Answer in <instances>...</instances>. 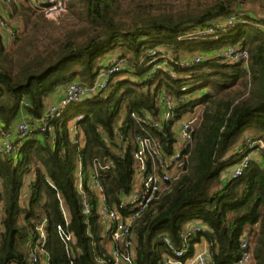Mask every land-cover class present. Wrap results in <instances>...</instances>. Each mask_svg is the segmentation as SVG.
Listing matches in <instances>:
<instances>
[{"label":"trees","instance_id":"trees-1","mask_svg":"<svg viewBox=\"0 0 264 264\" xmlns=\"http://www.w3.org/2000/svg\"><path fill=\"white\" fill-rule=\"evenodd\" d=\"M248 2L258 0H212L176 12L152 13L154 4L161 8V0H69V22L60 33L50 34L45 29L54 23H45L48 19L25 1H11L9 17L21 19L30 31L9 48L0 32L3 130L13 127L22 112L40 117L59 87L72 81L91 83L110 54L125 57L129 67L117 72L98 94L68 103L53 120V135L36 131L18 136L16 155L0 152V264H28L29 232L39 213L47 220L49 264H108L109 238L97 211V196L87 185L89 170L94 158L102 164L112 162L109 169H99L98 178L107 204L117 206L132 189V139L140 128L125 118L119 126L123 142L116 140L114 129L123 114L157 115L161 92L189 95V101L176 110L177 116L202 106L201 119L185 170L134 226L135 264H159L171 253L160 236L168 235L179 247L181 231L191 220L209 228L189 240L205 237L211 264H233L240 252L239 238L246 232L252 236L254 264H264V152L241 176L221 179V172L241 156L238 144L245 132L264 141V31L254 25L264 17L244 10ZM259 5L264 13V0ZM230 13L239 21L217 29L216 39L189 36L198 26ZM128 14L131 20L125 19ZM229 45L246 48V66L217 58L182 63L185 53L212 52ZM80 114L81 146L73 142L70 130ZM165 130L170 134L169 127ZM77 155L85 172L88 213L76 186ZM30 172L34 178L23 197V177ZM58 225L73 236V258ZM191 254L189 249L187 255Z\"/></svg>","mask_w":264,"mask_h":264},{"label":"built area","instance_id":"built-area-1","mask_svg":"<svg viewBox=\"0 0 264 264\" xmlns=\"http://www.w3.org/2000/svg\"><path fill=\"white\" fill-rule=\"evenodd\" d=\"M11 1L0 0V32L3 34L5 47L13 46L19 37V29L16 24L11 23L9 9ZM35 12L41 14L48 20H56L68 10L69 0H23ZM239 21L238 16L230 13L227 16L219 17L208 25H200L189 36H214L217 29H224L233 26ZM254 25L264 31V20L254 22ZM164 52V51H161ZM156 52L153 51L152 55ZM162 56H165L164 54ZM155 57L153 61L157 60ZM217 58L220 62L237 63L242 62L247 65L248 51L241 45H229L219 50L204 53H195L184 58L182 63L198 62L204 59ZM162 66L158 64L157 67ZM125 57L117 54L108 57L98 70L91 83H80L72 81L62 87L60 98L47 104L40 117H24L13 127L15 136H25L32 132L53 135V120L59 118L65 106L70 102H79L90 98L104 90L111 78L120 70L127 69ZM190 99L189 95L172 97L166 92H161L158 97L159 113L153 115L150 112L137 114L130 112L122 115L119 123L114 129V135L118 142L124 139L120 133L119 126L129 117L140 128L132 139L133 142V174L132 189L128 194H124L117 206L110 207L103 192V186L98 178L99 169H109L112 166L110 160L104 164L98 158H94L93 166L89 170L87 185L97 196V211L101 217L103 231L109 238L110 249L107 255L110 257L108 264H135V241L133 240V229L137 221L156 202L163 192L170 189L171 184L178 179L185 170L188 163L189 148L191 147L193 134L199 125L201 111L194 110L186 114L177 116L176 110ZM27 105L26 101H23ZM189 114L188 118H183ZM81 114L77 116L70 130L73 142L77 145L84 144V133L77 122L81 119ZM169 127L170 134L165 130ZM12 128L3 130L0 125V152L16 155L18 146L12 137ZM108 142V140L106 139ZM241 156L230 167L221 172L223 181L241 176L252 160H259L264 152V141L261 138H254L251 134L246 135L240 142ZM75 176L77 190L82 199V206L85 213L89 212L90 204L88 192L85 189V172L79 155L75 158ZM65 225L68 217L63 211ZM46 217L39 213L32 219V226L29 232V244L31 247L28 257V264H40L43 257L44 264H49V256L45 249ZM58 234L64 243L68 256L73 258V236L70 232L58 225ZM209 232V228L199 220L188 221L180 234L182 241L179 247L175 246L171 238L162 234L161 241L170 250V254L163 256L159 264H211L209 252H198L194 255H187L189 252L186 242L198 233ZM252 236L246 232L239 238V256L233 264H254L252 253ZM103 263V258H97Z\"/></svg>","mask_w":264,"mask_h":264},{"label":"rangeland","instance_id":"rangeland-1","mask_svg":"<svg viewBox=\"0 0 264 264\" xmlns=\"http://www.w3.org/2000/svg\"><path fill=\"white\" fill-rule=\"evenodd\" d=\"M22 1L23 0H17V2H22ZM161 1H162L161 8L158 9L156 7V4H154V6L151 7V12L152 13H157L159 11L176 12L178 10H183V9H185L187 7H193L198 2L203 4L204 2L207 3V2H210L212 0H161ZM243 9L246 10V11H251L257 16H263L264 17V13L261 11V7L259 5V0H258V2H255V3L248 2L246 4H243ZM67 13H68V11L65 14H63L62 16H60L59 18H57L56 20H46L45 23H47V24L54 23V24L53 25H48L46 27L45 31L50 33V34H58V33H60L63 30L62 28L65 26L66 22H69V19L66 17ZM130 16L132 17V14H128V16H125L126 17L125 19L126 20L127 19L131 20ZM60 19H62V20H60ZM10 20H11V23L16 24L18 26V29L20 31L19 32V36L20 37L22 36V34L27 33V32L30 31V29H28L30 26L28 24L24 25V22L21 19L12 20L10 18ZM117 53H119V52H117ZM195 53L198 54L199 52H193V53L192 52L191 53L188 52V53L184 54V57H186V56H188L190 54H195ZM110 55H112L111 57H113V56L116 55V53L110 54ZM194 111L195 112L196 111L197 112L202 111V106H199V107L195 108ZM188 117H189V114L183 116L184 119L188 118ZM20 118H21V116L18 115V117L16 118V120L14 121V123L12 125L13 127L16 124H18ZM248 134H250V132H245L242 137L244 138ZM27 174H25L24 177H23V183H22V187H21V193L22 194H24V193H26L28 191V176H27ZM21 218H22V215H20L19 218H18L19 222H21ZM186 244H187L188 250L189 249L192 250V254L191 255H194V254H196L198 252L204 251V249L206 248L207 241H206L205 237L202 236V238L198 242L192 241V240H188L186 242ZM110 247H111V244L108 245V250L110 249ZM41 264H44V260H42Z\"/></svg>","mask_w":264,"mask_h":264},{"label":"crops","instance_id":"crops-1","mask_svg":"<svg viewBox=\"0 0 264 264\" xmlns=\"http://www.w3.org/2000/svg\"><path fill=\"white\" fill-rule=\"evenodd\" d=\"M16 1V0H15ZM112 56V55H111ZM111 56H109V57H111ZM62 87H59L54 93H52L51 94V96H50V99H49V101H48V104L49 103H51V102H55V101H57L59 98H60V96H61V94H62ZM21 118H20V120L21 119H23L24 117H28L29 115H27L26 113H24V112H22L21 113ZM19 120V121H20ZM12 128V130H11V132H12V137L14 138V140H16L17 139V136H15L16 134H15V132H14V130H13V127H11ZM27 176H28V183L34 178V174L33 173H28L27 174ZM25 193L23 194V197H25ZM109 245V244H108ZM108 245L106 246L107 247V251H108ZM208 251V244H206V248L204 249V251H201V252H207ZM42 259H41V262H40V264L42 263V260H43V257H41Z\"/></svg>","mask_w":264,"mask_h":264}]
</instances>
